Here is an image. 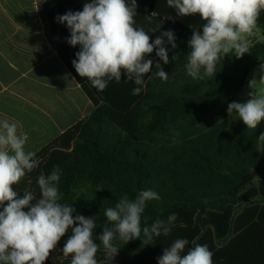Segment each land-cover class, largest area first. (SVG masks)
I'll use <instances>...</instances> for the list:
<instances>
[{"label": "trees", "instance_id": "trees-1", "mask_svg": "<svg viewBox=\"0 0 264 264\" xmlns=\"http://www.w3.org/2000/svg\"><path fill=\"white\" fill-rule=\"evenodd\" d=\"M64 1L44 0L41 11L52 44L93 110L35 152L37 167L13 186L18 195L28 190L38 199V177L59 167L58 202L72 205L74 216L95 219L97 264H158L164 248L181 238L189 242L185 253L197 244L207 245L214 261L226 256L234 240L245 239L250 231L260 229L264 233V151L257 146L264 121L255 129H247L239 116L231 117L227 111L250 71L264 64V38L249 45L242 57L230 53L221 58L215 75L193 79L185 67L191 51L188 41L194 29H202L152 15L156 0H136L134 27L143 28L151 42L162 32H174L176 48L164 38L167 64L156 56L155 49L147 57L154 61L152 71H157L155 63L159 62L168 79L163 81L147 73L143 84L136 85L134 78L129 80L122 72L120 82L112 79L105 90L98 91L76 72L72 61L77 57L65 53L63 45L68 39L58 37L60 28L55 19L61 16ZM72 1L74 12L91 2ZM257 27L264 28V11ZM137 87L141 92L133 95ZM252 172L260 176L255 186L244 185L227 195ZM147 189L157 192L161 199L146 202L140 239L126 242L118 234L114 236L112 243L119 252L112 259L102 253L105 249L99 240L103 228L111 226L105 210L114 208L124 195L131 200ZM173 213L177 219L170 225V232L143 243V227H150L156 220L167 221ZM70 235L71 229L57 246ZM62 264H71V259Z\"/></svg>", "mask_w": 264, "mask_h": 264}, {"label": "clouds", "instance_id": "clouds-1", "mask_svg": "<svg viewBox=\"0 0 264 264\" xmlns=\"http://www.w3.org/2000/svg\"><path fill=\"white\" fill-rule=\"evenodd\" d=\"M167 4L177 10L178 16L198 14L206 22L202 32L194 29L188 41L191 51L185 67L193 79L215 75L217 62L230 53L237 58L248 53L247 38L254 35L257 20L264 11V0H167ZM136 7V0L130 3L128 0H91L84 4L82 11H68L57 18L70 29L67 42L73 47L81 46L77 59L72 61L76 72L98 91L105 90L112 79L120 82L122 72L127 79L134 78L136 85L143 84L147 73H154L163 81L168 79L159 62L155 63L157 71H152L154 61L147 57L155 49L156 56L167 64L169 56L164 38L176 48L174 32H162L151 42L143 28L134 27ZM261 82L264 83V78ZM255 83L256 80L250 81V86ZM140 92L141 88L137 87L132 94ZM250 95L246 102L229 103L227 111L230 116L234 112L238 114L247 129H255L264 121V94ZM26 140V134H17L15 123L7 119L0 121V264H45L69 229L71 235L64 243L63 255L71 256V264H97L99 245L93 240L95 219L74 216L72 205L58 202L59 167H54L47 176L38 177V199L31 191L26 190L19 196L14 190L13 186L38 163L35 152L25 151ZM257 146L259 151H264V132L259 135ZM160 199L157 192L147 189L131 200L124 195L114 208L105 210L111 226L103 228L99 240L109 257L113 259L119 252L112 243L115 235L126 242L140 239L141 214L146 202ZM176 219L177 214L173 213L167 221L156 220L150 227H143V243L162 233L167 235ZM188 243L183 238L175 240L164 248L158 264H213V253L207 245L197 244L185 253Z\"/></svg>", "mask_w": 264, "mask_h": 264}, {"label": "crops", "instance_id": "crops-1", "mask_svg": "<svg viewBox=\"0 0 264 264\" xmlns=\"http://www.w3.org/2000/svg\"><path fill=\"white\" fill-rule=\"evenodd\" d=\"M43 1L0 0V121L15 123L17 134L27 136L25 151L32 152L93 110L51 42L41 11ZM64 3L61 16L74 12L72 0ZM166 3L167 0H156L153 15L169 17ZM57 18L58 37L67 40L70 29ZM171 18L184 24L178 17ZM63 49L74 58L81 46L66 42ZM244 238L234 240L226 256L216 257L213 264H264V233L254 229Z\"/></svg>", "mask_w": 264, "mask_h": 264}, {"label": "rangeland", "instance_id": "rangeland-1", "mask_svg": "<svg viewBox=\"0 0 264 264\" xmlns=\"http://www.w3.org/2000/svg\"><path fill=\"white\" fill-rule=\"evenodd\" d=\"M166 12L169 17H178L180 18L184 24L191 28H200L205 21L201 19V17L197 15H190V16H178L177 10L175 8L169 7L166 3ZM264 38V28H258L256 26L254 35L248 37V46L251 45L254 41ZM264 78V64H261L255 68H253L246 80V84L241 92L238 94L236 101L238 103L246 102L248 99L251 98V93L253 96L264 94V83L261 82V79ZM256 80V83L250 86V81ZM230 116V115H229ZM231 117H238V114L235 112L231 115ZM260 176H254L251 180H249L245 186L246 188L255 186L259 180ZM60 246H56V248L51 252L50 257L46 260L50 264H62L65 260L71 259V256L65 257L62 252V248L64 244H59ZM104 254H107V250L105 249ZM99 258V254L96 253L95 259Z\"/></svg>", "mask_w": 264, "mask_h": 264}, {"label": "water", "instance_id": "water-1", "mask_svg": "<svg viewBox=\"0 0 264 264\" xmlns=\"http://www.w3.org/2000/svg\"><path fill=\"white\" fill-rule=\"evenodd\" d=\"M255 176L254 172L245 175L240 182H238L234 187H232L227 195H229L231 192L237 191L239 187L244 186L249 180H251Z\"/></svg>", "mask_w": 264, "mask_h": 264}]
</instances>
